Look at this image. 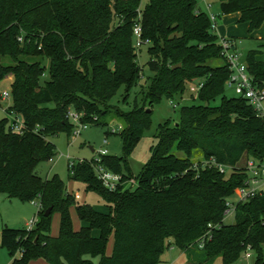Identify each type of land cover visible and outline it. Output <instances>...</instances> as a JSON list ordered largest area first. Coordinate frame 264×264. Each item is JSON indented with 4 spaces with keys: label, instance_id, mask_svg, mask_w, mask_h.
<instances>
[{
    "label": "trees",
    "instance_id": "1",
    "mask_svg": "<svg viewBox=\"0 0 264 264\" xmlns=\"http://www.w3.org/2000/svg\"><path fill=\"white\" fill-rule=\"evenodd\" d=\"M219 6L223 15L238 13L237 22L247 24L249 32L264 24V0H219ZM135 23L149 40L151 75L125 110L111 101L123 88L122 104H128L143 75ZM210 26L209 15L195 0H0V83L13 78L5 111L25 124L15 133L8 116L0 120V193L31 202L40 197L41 202L32 229L1 228L10 264L38 259L95 264L96 258L97 264H159L172 246L183 252L196 247L197 264L218 257L231 264L249 247L256 254L252 264H264V193L238 203L234 223H224L225 199L246 179L235 167L243 157L264 158V120L243 97L225 95L230 70ZM263 56L259 48L244 59L259 87H264ZM216 58L223 64H208ZM198 81L199 103L181 106L175 125H158L156 143L136 177L123 170L151 127L154 105L182 96L187 83ZM217 99L220 103L213 105ZM69 111L80 113L88 124L106 125L109 116L124 121L121 156L69 164L70 179L98 195L106 213L79 202L57 175L43 179L37 174L39 164L56 155L51 138L74 130ZM210 156L232 167L230 174L203 166ZM96 165L120 174L123 182L135 180V187L107 189ZM54 212L60 216L56 236L50 233ZM208 231L211 239L200 248Z\"/></svg>",
    "mask_w": 264,
    "mask_h": 264
},
{
    "label": "rangeland",
    "instance_id": "2",
    "mask_svg": "<svg viewBox=\"0 0 264 264\" xmlns=\"http://www.w3.org/2000/svg\"><path fill=\"white\" fill-rule=\"evenodd\" d=\"M199 10L207 14L212 13L216 16V22L219 27L223 26L225 29L230 28L233 25V21L229 23L233 17H225L220 13L219 0H195ZM210 8H207V5ZM237 29V47L241 54L242 60L245 59L247 53L250 50L261 48L264 52V24L253 32H249L243 23H238ZM214 33L218 36L217 31ZM260 36L261 38H258ZM149 59L147 53V47L142 46L139 53V64L143 68V75L139 81V84L132 88L128 97V104H122L124 96V89L120 88L116 95L112 99L113 104H118L122 109H129L132 107V101L138 96L140 86L145 84V80L151 75L146 63ZM6 63L9 62L8 58L4 59ZM264 60V56H263ZM211 66H220L223 64L222 58L211 59L208 62ZM48 74L44 75L43 79H47ZM2 91H9V84L6 81L0 83V93ZM196 83H187L186 90L182 96H177L174 99H162L159 103L155 104L152 111L151 127L147 130L134 151L127 157V164L123 170L129 171V173L136 177L142 170L144 164L147 162L150 156V147L156 143L154 137L158 125L169 121L171 125H175L179 121V109L184 105L198 104ZM225 95L227 97L236 96L234 89L226 87ZM11 103V99L0 100V120L7 115L6 108ZM220 100L217 99L213 105H218ZM106 125L89 124L86 129H83L81 133L74 137L72 132L68 134L65 131L60 132L58 135L51 138V141L55 144L56 155L52 160L44 161L37 167V174L43 179L51 178L57 175L66 185L69 192L75 194L79 202L89 203L95 210L106 213L108 207L105 202L99 198L93 192H86L84 185L80 182L71 180L69 177V164L77 163L80 160H92L98 159L100 149H106L108 155L121 156L123 154V143L120 135L121 128L124 126V121L120 118L109 116L104 120ZM74 124V123H73ZM76 124H74V127ZM114 130V132H112ZM104 140L106 143L104 144ZM177 155L182 156V153L178 152ZM199 155V154H198ZM243 157L238 165L240 166L243 161ZM135 183L128 181L125 184L126 188H134ZM237 195L233 197L236 198ZM38 212V208L31 201H23L18 198L9 197L5 193H0V230L3 226L11 228L26 227V223L30 221ZM71 214L74 221V227L79 225L75 210L71 209ZM59 214L54 212L52 214V222L50 233L52 236H56L59 230ZM235 218L228 216L224 218L225 224H233ZM110 246H108L109 248ZM250 253V257H246L244 252L241 257L231 264H252L255 260L256 254L254 251H247ZM199 250L194 247L189 252H183L176 247L168 248L161 257L159 264H186L188 262L197 264V258L199 256ZM20 253L16 252V256L19 257ZM264 259V249H263ZM12 257L9 254L7 248L1 246L0 243V264H10ZM95 264L98 263V258L94 259ZM29 264H46L42 259H38L30 262ZM210 264H222L220 257L216 258Z\"/></svg>",
    "mask_w": 264,
    "mask_h": 264
},
{
    "label": "built area",
    "instance_id": "3",
    "mask_svg": "<svg viewBox=\"0 0 264 264\" xmlns=\"http://www.w3.org/2000/svg\"><path fill=\"white\" fill-rule=\"evenodd\" d=\"M207 8H210V5H207ZM138 18H140V7L137 9ZM209 18L211 20V30L217 31V22L216 16L212 13H209ZM133 35H134V44L137 51L147 44H149L148 39L142 38V28L139 23H135L133 26ZM218 44L221 48L220 55L227 64L230 75L226 81V87L234 89L236 95L246 99L248 104H250L257 115V117L264 120V87H259L253 83L252 77L247 70V65L242 60L241 54L238 51L237 41L232 37L218 35ZM202 86L201 82L196 83L197 89ZM2 99H10L9 91H2L0 93ZM69 120L76 124L72 135L77 137L83 129L88 127V123H83L81 121V114L69 111L67 114ZM9 118V128L15 133H20L25 128V124L22 119L16 116L14 113L8 115ZM114 132V130H112ZM106 140H104V144ZM99 156L106 155V149H100L98 152ZM95 160H99L95 159ZM202 165L205 167L215 168L221 174L229 175L232 167L226 166L222 163H219L214 157L210 156L209 158L202 161ZM196 167V165H195ZM235 169H240L246 173V179L244 184L241 187H238L234 194L225 199V209H224V218L228 216L235 217V210L238 203L248 201L254 198L257 195H262L264 193V158L257 159L253 157H245L243 163L235 167ZM96 174L98 179L102 184L109 190H115L119 185L126 184L128 181L135 183V180L131 179L123 182L122 176L117 173H113L109 170L104 169L101 165L95 166ZM136 184V183H135ZM236 196L235 199L233 197ZM32 203L38 208H41L40 197H37L36 200ZM37 221V215H35L30 221L26 223V229L30 230L33 228ZM212 229V226L209 225V230ZM211 239L209 231L205 233L200 242L199 247L202 248L207 240ZM248 247L245 251L246 257H250Z\"/></svg>",
    "mask_w": 264,
    "mask_h": 264
},
{
    "label": "crops",
    "instance_id": "4",
    "mask_svg": "<svg viewBox=\"0 0 264 264\" xmlns=\"http://www.w3.org/2000/svg\"><path fill=\"white\" fill-rule=\"evenodd\" d=\"M225 17H233V19H231L230 21H229V23L231 22V21H233V25H231V26H229L230 28H227V29H225L223 26H221V27H219L218 26V24H217V33L219 34V35H221V36H227V37H232V38H234V39H236L237 38V35H238V33H237V29L239 28V24H237L236 23V21H238V18H239V14L238 13H231V14H227V15H225ZM244 25H245V28H247V30H248V25L247 24H245V23H243ZM258 38H261L260 36H258ZM12 76H9V77H7V78H5V80L4 81H6V82H8V84H9V89H10V85H11V83H12ZM0 100H2V98L0 97ZM11 105V103L7 106V108L9 107ZM6 108V109H7ZM67 191H68V189H67ZM69 192V191H68ZM1 243V242H0Z\"/></svg>",
    "mask_w": 264,
    "mask_h": 264
},
{
    "label": "water",
    "instance_id": "5",
    "mask_svg": "<svg viewBox=\"0 0 264 264\" xmlns=\"http://www.w3.org/2000/svg\"><path fill=\"white\" fill-rule=\"evenodd\" d=\"M179 66H181L180 63H178L177 65H173L172 68L174 69V68L179 67ZM50 210H51V209L48 208V209L46 210V212H45V215H48V214L50 213ZM186 264H195V263L188 262V263H186Z\"/></svg>",
    "mask_w": 264,
    "mask_h": 264
}]
</instances>
